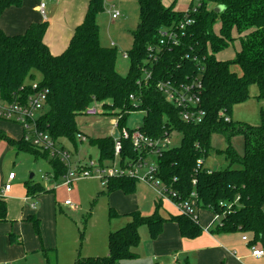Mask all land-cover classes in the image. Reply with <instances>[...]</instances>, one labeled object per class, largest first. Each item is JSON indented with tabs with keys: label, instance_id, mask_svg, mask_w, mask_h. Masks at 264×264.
<instances>
[{
	"label": "trees",
	"instance_id": "obj_1",
	"mask_svg": "<svg viewBox=\"0 0 264 264\" xmlns=\"http://www.w3.org/2000/svg\"><path fill=\"white\" fill-rule=\"evenodd\" d=\"M23 1L0 0V18L8 8L21 7ZM137 1L140 17L132 32L133 47L126 52L130 61L126 76L118 71L117 48L103 47L100 43L97 19L104 11V0H90L84 22L76 28L69 47L60 56H54L44 42L47 21L33 23L21 35L10 36L0 28V98L9 103L25 99L33 93V82L40 75L37 87L47 91V104L37 119V127L55 143L67 139L76 149L77 135L81 133L77 118L85 116L93 104H102L106 114L116 115L120 130L127 128L132 113L145 112L139 129L144 135L155 139L169 131L183 136L180 146L164 151L158 158V177L173 182V188L184 197L191 194L192 182L197 180L195 190L203 210L223 214L233 205L215 233L251 234V245L264 243V116L257 126L241 125L232 119L225 122V117L231 118L233 107L248 98L251 85L256 84L259 97L264 98V0H199L198 5L191 4L188 15L194 23L185 28L179 47L160 53L161 58L152 68V80L141 88L137 82L142 78L144 62L150 58L149 48L158 44L163 30L179 26L185 13L175 11V4L166 7L163 0ZM219 6L223 10L216 12ZM236 40L239 50L235 57L219 60L217 55ZM236 66L241 74L232 70ZM198 73L204 84L202 107L207 115L203 123L196 125L181 119L179 109L167 102L157 85L163 80L183 83ZM216 133L225 135L228 141L242 135L244 154L239 155L229 145L225 151L229 168L209 174L204 166L197 167L198 160L207 158L212 149V135ZM24 135L25 132L20 139H14L0 128V145L7 143L18 152L23 150L36 159L43 158L51 165L53 177L61 179L67 168L60 159L26 141ZM88 141L98 148L99 163L106 165L114 160L113 137ZM137 155L131 140H125L122 157L134 159ZM234 166L238 169H233ZM138 185L133 178L114 177L109 179L105 193L109 196L121 191L131 195L137 192ZM26 188L32 198L50 191L41 183L27 182ZM159 208L157 202L151 215L139 210L127 214L128 223L109 234L108 256L79 257L75 264H118L137 259L134 248L140 243L143 226H147L152 239L162 234L167 222L176 223L184 238H196L202 233L201 225L190 217H165ZM110 217H118L112 208ZM28 220L40 235L41 221L33 215ZM7 222L8 205L0 197V223ZM10 241L22 244L15 234L10 235ZM44 255L47 264H55L47 252Z\"/></svg>",
	"mask_w": 264,
	"mask_h": 264
},
{
	"label": "rangeland",
	"instance_id": "obj_2",
	"mask_svg": "<svg viewBox=\"0 0 264 264\" xmlns=\"http://www.w3.org/2000/svg\"><path fill=\"white\" fill-rule=\"evenodd\" d=\"M52 2V1H51ZM54 2V1H53ZM166 6H172L181 10H186L190 2L198 5L199 0H163ZM186 4V5H184ZM211 7V6H210ZM50 7L46 12L49 13ZM120 11L121 16L117 20L111 19V13ZM140 7L137 0H104V11L98 16L97 22L99 24L100 43L103 47H112V43L117 45L118 51V71L122 76H126L130 70V61L124 58V53L128 52L133 47L132 32L136 29L139 23ZM239 50V41L236 40L228 48L217 55L219 60L228 61L235 57L236 51ZM232 70L241 74L239 67H233ZM41 79L37 75L36 81ZM260 91L256 84L251 85L249 89L248 98L236 104L231 113V119L234 123L241 125L248 124L250 126H257L260 124L264 116V98L259 97ZM111 112L106 115L98 116H79L77 118L78 129L85 134L88 139L110 137L113 135V127L111 120L116 118V115H111ZM145 112L138 111L132 113L127 122L129 129H137L142 126ZM4 130L8 132L12 138H19L23 136L21 127L14 123L4 121ZM238 125V124H237ZM182 134L174 132L171 137V148L180 146ZM79 142L78 148H75L74 143L67 139H63L58 143V147H63L66 152L70 154L71 169H75L78 164H89L91 161L95 164L99 163V150L92 146L89 141ZM212 149L205 159L204 167L211 171H220L229 168V162L226 159L225 151L230 145L239 155L244 154V137L236 135L228 141L223 134L216 133L211 138ZM150 163L151 159H147ZM237 168L238 166L232 167ZM16 174L17 179L12 183L13 194L16 201L23 203L25 211H29L31 204L36 205V209L42 205L44 210V217L41 221V232L38 235L34 227H30L29 231L25 233V240L27 248L32 246L37 248H45L40 250L37 254H30L28 258L29 264H47L44 252L49 254L51 261L56 260L60 264H71L70 252L73 251L74 257L78 258L86 256H97L101 253L103 245L108 244V233L111 227L115 228L121 219L128 217L122 216L120 220L110 217V208L113 206L106 195V185L97 177L81 179L75 182L72 186L74 192L71 195L66 194L67 188L63 186L61 179L56 180L52 175V167L48 161L43 158L36 159L33 154L26 151H17L7 143L0 145V192L6 183L9 173ZM31 175L33 177L31 178ZM41 183L46 189L50 190L37 198L28 196L26 183ZM57 186L59 188L55 189ZM53 187V188H51ZM103 192V193H102ZM56 193L58 202L55 215H53V207H47L46 201L53 198ZM129 196V195H127ZM29 197L28 202H24L25 198ZM41 197V198H40ZM71 198L77 206L76 209H67L64 206V200ZM137 202L144 215H150L154 212L155 201L158 202L155 191L146 184L139 183L136 192ZM41 199V200H40ZM50 200V202H51ZM60 200V201H59ZM7 202V201H6ZM49 202V203H50ZM19 203V204H20ZM158 202L159 212L163 216H169V212L165 211L162 203ZM36 211V210H33ZM205 212V211H204ZM207 213V212H206ZM200 215V222L204 224L207 214ZM55 226H53V220ZM112 219V220H111ZM213 219V216H212ZM124 221V220H123ZM221 221L217 219L212 225L215 228ZM119 228V227H118ZM84 232V235L82 233ZM141 240L136 252H140V248L145 246L148 241L152 240L147 226L140 229ZM24 239V238H23ZM33 247V248H34ZM35 248L34 250H36ZM53 248L54 250H50ZM179 259V263L178 260ZM191 260V259H190ZM186 256H174L168 254L160 258V264H184ZM143 257L137 260L138 264H142ZM57 264L56 262H54ZM245 264H264L257 263L251 258L244 259Z\"/></svg>",
	"mask_w": 264,
	"mask_h": 264
},
{
	"label": "built area",
	"instance_id": "obj_3",
	"mask_svg": "<svg viewBox=\"0 0 264 264\" xmlns=\"http://www.w3.org/2000/svg\"><path fill=\"white\" fill-rule=\"evenodd\" d=\"M46 1L48 0L40 1L39 8L42 13H45ZM189 10L190 7L183 11L185 13V20L179 26L163 30L160 33L158 44L155 47L149 48L151 52L150 58L144 62L145 66L142 67V78L137 82L140 88L147 86L152 80V68L161 58L160 53L165 49L173 50L180 46L185 28L194 23V19L188 15ZM196 10V8L193 9L194 12ZM120 16L121 12L118 10L111 13V19L113 21L119 19ZM124 58L128 59L127 53H124ZM33 88V93L29 94L25 99L13 103L6 102L0 98V119L20 126L23 134L25 132L24 137L26 141H30L36 147L48 151L51 157H58L60 159V162L67 168V173L61 180L68 192L72 191V186L75 182L85 178H92L95 175V177L102 181L103 185H107L110 178L129 177L151 187L156 193L158 202L168 203L177 210L179 215H185L193 221L199 222V212L202 206L198 193L195 190L197 180L194 179L192 182L194 189L191 194L188 197H184L180 196L173 188V182H164L158 177V158L162 156L164 151L171 148V137L173 133L166 131L163 137L154 139L144 135L139 130L140 127L137 129H129L127 127L120 130L119 118H113L111 120V126L113 127L114 134L110 137L114 139V160L106 165H102L101 163L95 164L91 161L89 164H78L75 169H71L70 154L63 147H58V144L52 141L48 134L43 133L37 127V119L46 110L47 91L39 90L36 83H33ZM157 88L164 95L167 102L179 109L181 119L184 122L196 125L204 122L207 113L202 107L204 84L199 73L183 83L163 80L158 83ZM130 99L134 101V95H131ZM134 106L137 107V105ZM85 115L98 116L106 115V113L102 104L95 103L87 109ZM230 120V117H225V122H230ZM116 133L119 134L118 137H115ZM77 139L80 142H86L88 140L87 136L82 133L77 135ZM125 140H131L132 147L138 154L136 158L122 157ZM147 159H151V162L148 163ZM204 162L205 159H199L197 167L201 169L204 166ZM211 172V170L208 171L209 174ZM15 177V173L11 172L9 174V181L4 185L3 193L11 190V182ZM64 204L71 208H76L70 199L65 201ZM232 206L230 204L223 214H213V223L219 219L221 221L219 223L220 225L223 217L232 210ZM31 207L35 208L36 205L31 204ZM243 241H249L247 235L243 236ZM250 250L252 257L256 259L264 257L263 249L252 245L250 246Z\"/></svg>",
	"mask_w": 264,
	"mask_h": 264
},
{
	"label": "crops",
	"instance_id": "obj_4",
	"mask_svg": "<svg viewBox=\"0 0 264 264\" xmlns=\"http://www.w3.org/2000/svg\"><path fill=\"white\" fill-rule=\"evenodd\" d=\"M187 1L189 2L191 0ZM89 3L90 0H48L46 1L45 13H42L39 8V0H24L21 7H11L4 11L0 18V28L10 36L21 35L24 34L29 26H31L33 23L47 21L48 29L44 36V42L54 56H60L69 47L76 28L84 22ZM191 4L193 3L190 2L187 9L191 6ZM48 7H50V9L49 13L47 14L46 10ZM174 9L175 11H185V9ZM113 45H115L114 47L117 48L116 44L112 43V47ZM4 126V123L0 122V128L4 130ZM21 137L17 139H20ZM16 179L17 176L14 180H12L11 184ZM8 181L9 176L6 183ZM58 188L59 186L53 190H57ZM73 192L74 188L71 192L66 190V194L68 196ZM56 196V193H54L53 198L55 199H48L46 201V205H48L47 207H53V215H55L58 205ZM0 197H4L7 201L9 220L7 223H0V264H29L28 258L30 257V254H37L40 252V250L42 251L45 248H37L34 246H32L30 249L27 248L28 245L25 240V233L28 232L29 228L33 226L28 220V217L33 215L42 221L44 217L43 207L40 205L38 209H36V207L32 208L29 206L30 210L26 212V206H24L23 203L16 201V197L13 194V187L7 193H3L2 189L0 192ZM108 198L110 199L109 201H111L110 203L113 205L111 208L114 209L118 214V217L113 218V220H120V218L125 216V214H129L137 210L143 213L137 202L136 193L127 196L121 191H116L111 193ZM69 199L71 200V198H66L63 203ZM28 200L29 197L25 198L23 201L27 203ZM72 203L76 206L74 202ZM156 205L157 202L155 201V208H153L154 211L156 209ZM162 205L165 211L169 212V216L179 215L177 210L172 205L168 203H162ZM64 206L65 208L71 210L77 208V206L76 208H71L65 204ZM203 213L207 214V218L204 224H202L200 220L198 222L203 228L202 233L198 237L184 238L181 236L179 227L176 223L167 222L164 225L162 234L157 239L148 241L145 246H142L140 250H138L140 255L135 251L138 254L137 259L120 261L118 264H138L137 260L142 257L144 261L142 264H160L159 261L162 256L168 254L172 255V253L174 256H186V261H188L190 264H245L244 259L248 257L255 260L257 263L264 261V257L261 259H256L251 255L250 246L252 245L250 242L253 238L251 234H247L249 238L248 242L243 241L242 233L217 234L214 232L217 226L215 228L211 226L213 223V214L207 210L201 209L199 212V218ZM52 220V224L55 226V220ZM121 220L122 222L119 221L115 228H110L108 236L112 231H116L124 227L129 221L128 218ZM207 229L208 231H206ZM11 234H15L16 238L19 237L22 240V244L20 245L17 243H11ZM254 246L264 250V243H258ZM35 248L37 249L34 250ZM49 249L54 250L53 248ZM108 254V244H104L102 252L97 253V256L86 257H104L108 256ZM69 257H71V264H75L76 258L74 257L73 251L70 252ZM79 257L81 256L79 255L78 258ZM177 260L179 263V259ZM54 262L57 263V255Z\"/></svg>",
	"mask_w": 264,
	"mask_h": 264
},
{
	"label": "water",
	"instance_id": "obj_5",
	"mask_svg": "<svg viewBox=\"0 0 264 264\" xmlns=\"http://www.w3.org/2000/svg\"><path fill=\"white\" fill-rule=\"evenodd\" d=\"M215 10H216V12H220V11L223 10V7H222V6H219V7H217ZM118 136H119V134L116 133L115 137H118ZM32 177H33V175H31V178H32Z\"/></svg>",
	"mask_w": 264,
	"mask_h": 264
}]
</instances>
